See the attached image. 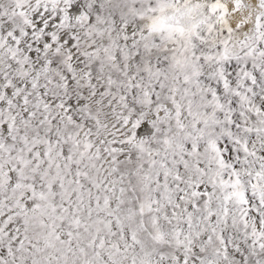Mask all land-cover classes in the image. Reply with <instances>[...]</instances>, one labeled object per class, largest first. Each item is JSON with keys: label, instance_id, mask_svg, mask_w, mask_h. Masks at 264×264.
Listing matches in <instances>:
<instances>
[{"label": "snow or ice", "instance_id": "snow-or-ice-1", "mask_svg": "<svg viewBox=\"0 0 264 264\" xmlns=\"http://www.w3.org/2000/svg\"><path fill=\"white\" fill-rule=\"evenodd\" d=\"M0 264H264V0H0Z\"/></svg>", "mask_w": 264, "mask_h": 264}]
</instances>
